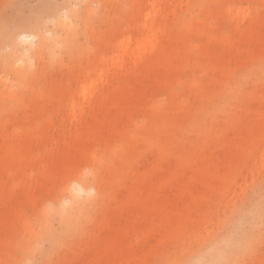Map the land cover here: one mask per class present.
<instances>
[{"label":"bare ground","instance_id":"obj_1","mask_svg":"<svg viewBox=\"0 0 264 264\" xmlns=\"http://www.w3.org/2000/svg\"><path fill=\"white\" fill-rule=\"evenodd\" d=\"M168 3L166 0H150L139 26H131V33L118 39L113 46L119 49L127 47L133 40L138 39L136 34L139 35L141 43L130 50L113 53L109 60L118 58L115 62L108 65L103 62L99 64L100 78L105 75L109 76L105 77L106 82L110 78L113 81L122 80L123 83L117 90L109 89L97 93L96 104L89 115L80 122L79 129L74 128L76 135L73 140L36 173L38 187L67 193L71 203L67 206L59 198L53 202L52 207H43L39 211L40 229L34 233L33 241H25L20 245L21 256L16 264H27L26 259L32 258L38 250L37 240L45 238L50 241L52 247H56L67 236L78 239L75 240V253L67 256L62 264H103L107 258L119 254L117 242L125 238L127 231L126 228H119L123 220L128 222L129 227L137 220H142L150 226L149 235L157 238L158 243L169 241L185 230L195 218L196 212L202 208L204 196L200 190L221 189L219 184L223 175L233 174L238 162L254 153L253 145L264 140V88L252 94L251 107L236 94V112L229 108L225 94L226 90L239 89L252 79L261 76L264 79V54H256L248 60H243L241 64L238 63L237 66L250 64L251 67L236 78H231L229 70L224 72V65L235 45L224 41L222 54L216 56L202 43L194 48L198 52L196 57L193 56L195 50L192 48L187 54L183 48L176 46L175 41L179 32L184 37L188 31L195 34V26L191 25L190 30L183 26L181 15L176 14L175 7L172 11L168 10ZM52 7L54 10V6ZM170 14L174 18V27L161 28V24ZM62 16L67 18L65 11ZM42 21V18H36L21 28V31L5 37L12 49L9 71L12 72L15 85L20 90L18 100L21 102V109H24L21 97L26 90H30L36 99L39 93H33L30 85L26 83L28 76L34 77V68H15V64L22 62L21 57H17L15 53L23 54L21 50L28 48L25 51V56L28 57L29 53L40 50L38 46L42 45L41 37L37 32L29 33L26 29L33 27L39 30ZM156 34L158 35L148 58L138 57L131 64L123 65L126 57L143 49L147 39ZM37 38L38 42L34 48L21 46V41L35 42ZM185 41L189 40L185 37ZM170 53L173 54L172 57ZM209 65L221 73L219 90L205 98L201 109L193 116H187L184 125L178 127L172 120L167 122L163 116L164 106L159 105L158 110L152 107L151 91L162 86L168 87L171 77L178 80L181 73L190 71L189 67L194 66L206 71ZM123 68L124 72L120 74L119 71ZM137 71H142V76L137 78ZM80 81V76L74 78L73 92L67 95L68 98L76 92ZM92 85L83 87L88 89ZM197 93L200 94L201 90ZM42 95L49 98L50 93ZM83 97L86 99L85 94ZM213 101L218 104L213 106ZM146 107V111L149 110L151 115L158 116V123L154 126L155 133L132 135L127 128L129 126L125 117L132 110ZM218 112L225 114L224 132L214 128L209 122ZM100 113H103L101 117ZM191 128L195 129L194 137L188 135ZM218 133L222 134L220 144L226 150L220 155H202L203 148L217 144L215 136ZM118 141H122L127 148L118 147ZM36 142L39 141L31 133L20 135L16 132L9 150L0 151V201L13 197L15 190L14 187L1 183L2 174L13 164L12 175L16 184L22 176L21 167L30 160L29 148ZM144 142L148 143L149 147L139 152V144ZM136 150L139 153L134 155ZM104 153L111 157H105ZM150 153L153 154V159L144 163ZM86 161H91L90 172L83 167ZM207 186L209 187L206 188ZM246 198V209L251 211V217L244 220L238 228H228L226 245L221 248V241L213 239L215 235L206 237L202 247L189 254L183 264H232L236 256L250 248L258 236L259 226L264 222V198L254 199L250 194ZM96 202L99 203L98 217L86 219V211H90ZM239 207L236 206V209L239 210ZM20 208V203L11 200L0 209V246L7 243L17 245V236L12 233V228L14 222L21 217ZM243 217L244 211L240 212L237 220L229 218L226 223L233 225ZM54 222L58 223L57 228H54ZM5 234L8 236L6 240L3 238ZM88 253L92 254L89 260L86 257ZM131 254L127 251L123 258L121 257L125 261L124 264H139L138 258L132 257ZM263 254L264 251L261 259H264Z\"/></svg>","mask_w":264,"mask_h":264},{"label":"rangeland","instance_id":"obj_2","mask_svg":"<svg viewBox=\"0 0 264 264\" xmlns=\"http://www.w3.org/2000/svg\"><path fill=\"white\" fill-rule=\"evenodd\" d=\"M150 0H0V151L9 150L16 132L20 135L31 133L39 141L32 143L29 148L30 160L21 167L22 176L14 183L12 171L14 165L1 176V183L14 187L13 197L0 201V209L11 200L20 203L21 217L14 222L12 233L16 234V244L7 243L0 246V264H16L20 258L19 247L25 241H33L34 233L40 229L38 221L39 211L43 207H52L56 199L61 198L68 206L71 199L67 193L57 190H44L38 187L36 173L41 171L44 164L58 155L76 135L80 122L85 120L90 110L96 104L97 93L109 89L117 90L120 81H113L105 76L100 78V63L106 65L115 62L109 60L115 52L130 50L141 43L139 35L127 47L113 46L118 39L131 33V26L138 27L142 15L148 9ZM167 9L176 8V14L181 15V23L186 28L195 26V34L188 31L185 37L178 33L175 41L177 47L188 51L205 43L213 55L219 56L223 52L224 41L235 45L228 62L224 65V72L229 70L231 78L237 77L248 70L251 65L244 67L243 60H248L256 54H264V0H166ZM54 6V10L53 7ZM53 10V11H52ZM65 11L66 17L62 16ZM36 18H42V27L36 30L27 28V32L36 33L41 37L40 50L25 56L28 48L16 52L22 62L15 64L18 70H25L27 66L34 68L33 78L28 76V83L33 93H39L34 98L30 90L22 95V106L18 100L20 90L15 85V78L9 71L11 65V47L5 37L13 32L21 31L26 24ZM173 15L161 24V28L174 27ZM143 32V31H142ZM141 32V33H142ZM144 33V32H143ZM147 39L145 47L130 54L123 61V65L131 64L138 57L148 58L155 37ZM205 41V42H203ZM37 40L21 41L22 47L34 48ZM191 49V50H192ZM198 52H194L196 57ZM172 57L173 54L170 53ZM27 58V59H26ZM189 72H183L178 80L169 81L168 87L154 88L151 91L152 107L158 110L159 105L165 108L164 118L173 121L176 126L184 125L187 116H193L202 107L205 98L212 92L219 90L221 73L218 69L208 66L206 71L194 66ZM188 71V70H187ZM123 74L124 68L119 71ZM161 72H159L160 74ZM142 71L136 72V77L142 76ZM77 90L71 98L67 95L73 92L72 81L79 77ZM188 80H190L188 82ZM233 81V79H232ZM92 82V83H89ZM93 84L85 89L83 86ZM233 86V84H231ZM264 88V79L255 78L243 87L234 91H225L228 106L236 112L234 100L236 94L241 96L247 106H252V94ZM85 89V90H84ZM201 90L198 94L197 91ZM85 91V92H84ZM49 92V98L42 94ZM84 92V93H83ZM15 93V95L13 94ZM251 93V94H250ZM86 95L84 99L83 95ZM92 96V97H90ZM20 98V100H21ZM213 101L212 104L217 105ZM146 108L132 110L125 118L128 130L132 135H154V126L158 123V116L150 114ZM149 112V113H148ZM103 113L99 114L101 117ZM119 115V114H118ZM123 116V115H122ZM211 126L225 131V114L218 112L209 121ZM177 132V131H176ZM171 135V133H170ZM190 137L195 136V129L188 131ZM178 137V132L176 133ZM173 137V135H172ZM217 144L203 148L205 156L222 154L226 148L220 144L222 134H216ZM8 141V144L2 143ZM101 147L102 144H100ZM117 146L126 149L122 141ZM148 143L139 144L140 150L148 149ZM254 153L238 162L233 174L223 175L219 190H200L204 196L203 206L196 212L195 218L188 227L171 240L162 243L149 235L151 229L146 223L137 220L131 227L123 220L120 229L126 228L125 238L117 242L119 254L107 258L103 264H124L121 259L128 251L132 257L138 258L139 264H179L185 263L189 254L202 247L204 239L214 236L221 241L220 247L226 245L228 228H238L244 220H249L251 211L246 209L247 195L252 198H264V140L253 145ZM139 152H134L137 155ZM104 156H109L104 153ZM153 159L148 154L144 163ZM203 164V163H201ZM91 161H86L83 167L90 172ZM91 181V180H90ZM260 190H258V188ZM207 186L206 188H208ZM79 195V194H78ZM240 206L239 210L236 206ZM99 203H94L90 211H86L85 218L98 217ZM237 210V211H235ZM245 217L240 222L228 225L229 218L238 219L240 212ZM247 211V212H246ZM54 228L58 223H53ZM258 236L250 248L236 256L232 264H264L261 259L264 251V222L259 226ZM4 240L8 239L6 234ZM67 236L56 247H52L49 240H37L38 250L32 258H27V264H62L64 259L75 253V240ZM157 242V243H156ZM264 256V254H263ZM87 260L92 257L86 255ZM80 264H83L80 262Z\"/></svg>","mask_w":264,"mask_h":264},{"label":"snow or ice","instance_id":"obj_3","mask_svg":"<svg viewBox=\"0 0 264 264\" xmlns=\"http://www.w3.org/2000/svg\"><path fill=\"white\" fill-rule=\"evenodd\" d=\"M23 39V38H22Z\"/></svg>","mask_w":264,"mask_h":264}]
</instances>
